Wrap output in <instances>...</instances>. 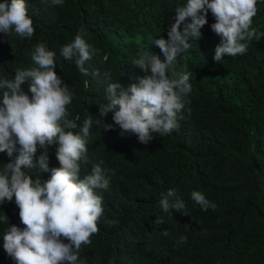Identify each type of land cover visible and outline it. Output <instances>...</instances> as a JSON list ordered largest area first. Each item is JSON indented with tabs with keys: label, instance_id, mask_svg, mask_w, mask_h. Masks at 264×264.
<instances>
[{
	"label": "trees",
	"instance_id": "1",
	"mask_svg": "<svg viewBox=\"0 0 264 264\" xmlns=\"http://www.w3.org/2000/svg\"><path fill=\"white\" fill-rule=\"evenodd\" d=\"M25 3L35 34L20 38L14 32L0 33V77L12 79L16 69L33 67L30 54L38 43L55 51V71L73 92L68 118L80 117L72 131L79 133L91 117L89 158L103 160L102 167L115 172L109 189L98 190L104 209L99 233L92 235L90 245L82 246L80 260L84 264H264V0H259L251 25L258 38L244 41L245 54L225 55L221 61L213 59L221 37L211 29L216 21L209 10L200 40H191V47L175 61L177 71L192 73L184 119L170 134L153 133L147 145L135 134L121 135L119 126L105 131L104 124L114 123L112 113L101 118L99 107L108 102V83L127 88L143 75L132 63L140 54L164 59L154 41L168 38L175 9L186 0H64L52 7L50 0ZM78 32L99 50L85 62L87 76L76 68L75 57L69 61L60 56L61 47ZM29 84L26 81L21 89L31 97ZM42 151L38 148L37 156ZM48 152L49 169L59 167L55 147ZM18 154L0 153V168ZM86 167L90 172L91 165ZM39 174L33 170V178ZM84 174L82 166L81 177ZM50 175L43 172L41 178ZM169 189L176 193L170 202L182 199L186 215L161 208V193ZM193 191L215 203V210H202L191 199ZM156 217L164 224L156 227ZM13 224L24 227L14 198L0 204V264H15L3 249V235ZM165 229L169 236L162 235ZM182 236L187 241L178 245Z\"/></svg>",
	"mask_w": 264,
	"mask_h": 264
},
{
	"label": "clouds",
	"instance_id": "2",
	"mask_svg": "<svg viewBox=\"0 0 264 264\" xmlns=\"http://www.w3.org/2000/svg\"><path fill=\"white\" fill-rule=\"evenodd\" d=\"M258 2L186 0L178 6L175 22L167 29L168 38L154 41L164 59L142 53L132 63L143 75L136 76L127 88L120 83L107 84L108 102L99 107V116L103 118L111 112L114 123L104 124L103 129L110 131L119 126L121 135L135 134L145 145L154 139L153 133L164 135L178 129L179 121L184 119L187 97L192 92V73L176 70L177 57L191 47V40H200L209 10L216 21L211 29L221 37L214 61H221L225 55L245 54L248 44L244 41L258 38L257 30L251 28ZM63 3L64 0H50L49 6ZM13 32L20 38L35 34L25 0L0 2V33L8 36ZM98 54L99 50L86 42L81 32L60 49V56L65 60L76 58V68L84 76L89 75L85 62ZM30 55L33 67L16 69L12 79L0 77V153L7 152L9 157L19 153L14 161L0 168V204L12 202L14 198L24 225L23 228L9 226L3 235V249L15 264H84L80 260L82 246L90 245L92 235L99 233L98 221L104 213L103 197L98 190L109 189L115 172L102 167L103 160L95 162L89 158L87 137L93 126L91 117L84 120L79 133L72 131L78 127L80 117L68 118L73 92L55 71V51L38 43ZM104 76L111 79L107 72ZM26 81H30L31 97L21 89ZM99 122L100 119L96 121ZM49 147H55L59 167L49 169ZM38 148L43 149L39 156ZM88 165H91L90 172ZM33 170L40 173L35 178ZM49 171L50 178L42 179L41 173ZM175 195L174 189L161 193L159 204L164 212L185 209L182 199L170 202L169 198ZM191 199L202 210L216 208L199 191H193ZM114 223L108 221L109 225ZM154 224L158 227L164 220L156 217ZM162 235L169 236L167 229ZM186 241L187 237L182 236L177 243Z\"/></svg>",
	"mask_w": 264,
	"mask_h": 264
}]
</instances>
